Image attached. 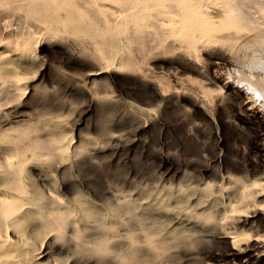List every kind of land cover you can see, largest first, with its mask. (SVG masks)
<instances>
[{"label":"rangeland","instance_id":"rangeland-1","mask_svg":"<svg viewBox=\"0 0 264 264\" xmlns=\"http://www.w3.org/2000/svg\"><path fill=\"white\" fill-rule=\"evenodd\" d=\"M22 13L0 10V56L7 57L0 70V162L18 134L65 146L61 158L32 163L28 175L32 189L56 197L72 219L61 238L42 235L32 262L264 264V169L255 167L264 158L254 149L262 125L243 111V98L215 83L224 49L202 51L194 61L171 39L167 49L149 42L142 55L136 45L119 44L121 36L56 30ZM32 29L34 44L20 53L15 35ZM111 43L120 47L112 62ZM127 57L136 68L126 66ZM73 231L106 241L105 254L76 252Z\"/></svg>","mask_w":264,"mask_h":264},{"label":"bare ground","instance_id":"bare-ground-1","mask_svg":"<svg viewBox=\"0 0 264 264\" xmlns=\"http://www.w3.org/2000/svg\"><path fill=\"white\" fill-rule=\"evenodd\" d=\"M82 1L0 0V10L12 8L21 11L25 19L37 20L45 25L53 24L56 30L81 28L88 32L121 36L119 44L122 42L121 45L128 49L136 45L142 55L147 54L144 47L149 42L167 49L173 46L168 45L171 39L179 41L178 51L194 61H198L202 51L224 49L223 52L228 57L222 62H215L217 74L214 79L217 81H214L223 82L219 86L221 91L223 88L230 89L237 98H243V111L252 121L262 125L260 128L263 134L261 133L262 137L257 140L254 149L258 156L264 158V0H219L217 4L206 0ZM104 2L115 5L119 10L105 8L102 6ZM59 8L64 13L63 17H58ZM52 14L53 19L50 18ZM10 30L11 25L5 24L4 31ZM53 34L56 36L55 33L50 35ZM35 35L37 33L33 29L25 37L22 35L23 38L16 34L13 41L16 50L20 53L29 50L34 44ZM109 49L111 53L108 52L107 59L112 62L119 55L120 47L112 44ZM172 50L173 48L169 49ZM6 58L0 56V70L6 63ZM125 64L137 67L130 57H127ZM242 65L251 71L258 67L262 72L246 73L239 68ZM162 88L166 90L168 87L164 84L161 91ZM209 95L206 91L205 96ZM18 135L20 137L15 139L11 156L4 157L6 161L0 162V264H35L32 259L42 248V235L52 233L61 238L67 232V224L72 221L61 209L56 197H47L32 189L28 175L32 163L45 158L47 163L61 158L66 151L65 146L57 144L58 141L39 144L32 141V136L27 140V136ZM255 167L264 169V159ZM255 185L256 182L251 184ZM39 238L40 245L37 244ZM70 239L76 252L87 250L98 255L108 249L106 241H86L78 231H73ZM130 241L133 243L136 238L133 237ZM235 243V237H232L231 244ZM146 244H153L148 237Z\"/></svg>","mask_w":264,"mask_h":264}]
</instances>
